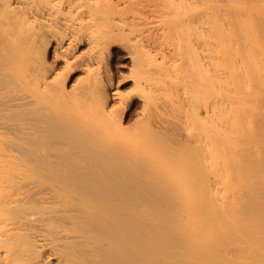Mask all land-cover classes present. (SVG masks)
Segmentation results:
<instances>
[{
  "label": "bare ground",
  "instance_id": "1",
  "mask_svg": "<svg viewBox=\"0 0 264 264\" xmlns=\"http://www.w3.org/2000/svg\"><path fill=\"white\" fill-rule=\"evenodd\" d=\"M115 41L148 92L194 72L188 145L46 70ZM0 264H264V0H0Z\"/></svg>",
  "mask_w": 264,
  "mask_h": 264
},
{
  "label": "rangeland",
  "instance_id": "2",
  "mask_svg": "<svg viewBox=\"0 0 264 264\" xmlns=\"http://www.w3.org/2000/svg\"><path fill=\"white\" fill-rule=\"evenodd\" d=\"M115 43H117V41L110 44L111 46L109 45V48L107 49L108 51L106 50V52H105L106 54L103 55L102 59L99 60L96 64H93V66L90 67V69L87 71L85 66H83L84 65V62H83L84 56H86V53L88 51L87 45L85 43H81L80 45H78L76 47V50L74 49L76 57L73 58L74 59L73 60L69 56L68 59H71L69 61L70 64L69 65L67 64V66H66V64H65L66 59H65V57L62 56L63 53L58 52L60 50H59V48L57 49V47H55L57 45L55 43L51 42L47 46L46 51H45V55H44V58H45L44 63L46 65V67L48 68V69L46 68V70L47 71L49 70L48 74L50 76L52 75L51 77H56V79L58 78L59 79V81L57 79L58 82L61 83V81H62L61 84L64 87V90L68 91L69 95L73 96L71 98H74L75 103H80L83 100L89 98V94L91 92H93V85L97 81L98 82H104V84L107 83L108 85H110L107 87L108 89L115 90L118 92L117 93L118 95L112 96L113 99L111 100V105L114 109L117 110V111L116 110L115 111L117 113H119V116L121 115L120 116L121 117V124L123 127L125 126L127 128V127L134 126L137 122H138L137 124H139V122L140 123L144 122V124L150 125V127H153L151 125L152 124L155 125V123H156L155 121L157 120V115H159L163 119L162 121H164L166 123V125H165L164 122H162L163 125H165V127L167 126L166 127L167 129L165 127H163V129H161L162 131H164L165 129L167 130V131L165 130L164 132H162L163 133L162 135L167 134L165 136L166 140L169 141L170 144L173 146L188 145L190 143V141H189L188 137H186L187 136L186 132H184V130L182 129L183 126H181V124L183 125V124H186V122L188 123V121H186V119H187V117H189V115H191L189 117V121L193 117L192 114L194 113V109H192L193 112L190 109L191 114H189V112H188L189 109L187 110V108H186V107H188V104L186 103V101L187 102H189V101L186 100V98L188 95L192 96V95H190L192 93L191 92L192 87H190L192 85L190 84V82L192 81V79H193V82L195 81L194 80L195 79L194 78L195 77L194 72H193V74L190 75L189 72H191V71H189L187 73L183 69L181 71V69L178 68L182 73V75H181L182 79H181L180 73H178L179 70H177V69L170 70L168 68L164 71L161 70L162 71V74H161V72H157L155 70L157 68L156 67L157 64L156 65L153 64V63L159 62L160 59L157 57L156 59L149 60L151 67L147 68L148 70L146 69V71H149V69L152 68V70L150 69L152 72L153 69L156 67L154 69L155 71H153L156 74L151 73V72H150V74L146 73L149 76L148 80L149 79L152 80L153 77H156L158 75L159 76L153 79V80H155V82L154 81L152 82L153 84L155 83L154 85H152V83H151V85L154 86L155 88L154 87H153V89L150 88L151 91L148 92L147 88H146V90H147L146 91L143 88V86L140 87L139 85L137 86L133 83L134 78H132L131 76H135V78H136V75L139 76L140 69H139V67H137L135 69L133 67V64H131L132 61H131V58H129L130 55H127V54H129V50L126 47L124 48L125 43L124 42H122V43L118 42L119 45H118V43L117 44H115ZM125 49H127V50H125ZM57 54H59V55H57ZM159 63H160L159 65L161 67L163 65L162 63H164V62H162V63L159 62ZM152 64L154 65V68H153ZM175 73L177 76L175 75ZM145 76H147V75H145ZM196 76H197V74H196ZM143 77H144V75H143ZM185 77L187 78L188 82L185 81L186 80ZM156 80H157L158 84L156 83ZM174 81H176V82L173 83ZM182 81H184V83ZM171 82H172V84H171ZM176 83H177V85H176ZM107 84H106V86H107ZM156 84H157V86H156ZM178 84H180V86ZM172 85H173V87H171ZM175 85L177 86V88H174ZM81 89H82V91H80ZM162 89H163V91H162ZM183 89H185V91ZM164 90L165 91L167 90V91L164 92ZM168 90H171V91L175 90V91L174 92L170 91V94H169ZM146 92H147V94H146ZM175 92H176V94L178 93L179 97H177L178 95H176ZM189 92H191V93L189 94ZM79 93H80V95H78ZM144 94L148 98V101L146 103H145V100L143 99V97H142L143 100L141 99V96ZM184 94H185V96H184ZM119 96H122V100L120 99L121 97H119ZM146 97H145V99H147ZM181 99L184 101L182 102ZM125 102H126V104H125ZM179 103H181V104L184 103L185 105L183 104V106H181ZM143 105H144V107H143ZM190 106L188 108H192V106L191 107ZM174 110H175V112H173ZM183 110H186L187 112L183 111ZM142 111H144V112L142 113ZM144 113L147 115H145ZM178 113H180V114H178ZM185 113L186 114L188 113L187 117H186ZM184 118H186V119L184 120ZM185 129H186V127H185Z\"/></svg>",
  "mask_w": 264,
  "mask_h": 264
}]
</instances>
